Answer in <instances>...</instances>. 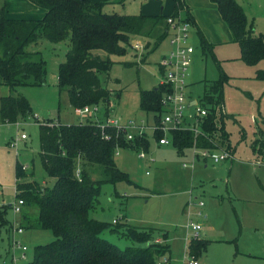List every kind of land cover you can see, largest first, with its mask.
I'll use <instances>...</instances> for the list:
<instances>
[{"label": "rangeland", "instance_id": "1", "mask_svg": "<svg viewBox=\"0 0 264 264\" xmlns=\"http://www.w3.org/2000/svg\"><path fill=\"white\" fill-rule=\"evenodd\" d=\"M235 1L243 8L255 34L264 35V0ZM136 9L134 12L139 13ZM105 12L135 14L127 7H106ZM148 41L136 37L132 47L134 43H150V50L153 42ZM168 43L166 38L143 64L140 59L147 53L144 50L128 48L123 56L96 51L103 60L112 63L110 71L100 75L101 82L111 92L108 118L114 116L121 123L141 119L147 124L152 123L154 114L145 115L139 110L138 93L158 87L161 78L158 64L167 53ZM188 43L194 49L186 80L190 99H202L205 84L217 81L220 72L227 77L221 102L215 108L218 118L214 135L219 145L231 152L232 161L213 164L208 159L207 167H204L205 161L195 159L192 150L180 154L171 144L158 147L153 140L145 159H138L135 152L120 151L116 165L128 175L132 184L124 181L104 183L89 218L110 225L126 224L120 228L123 233L128 226L161 230L152 234V240L160 244H165L161 237L166 232L170 252L159 258L160 263L168 260L169 264H187L191 260L186 249L184 226L192 220L201 225L200 237L205 235L208 240L205 252L196 259L199 264H264V158L258 157L250 148L264 132L261 121L264 118V81L254 79V73L264 68V61L255 66L245 65L239 58L238 45L231 40L212 45V53L205 52L192 28ZM27 50L40 51L46 63V81L40 87L15 90V95H21L29 102L30 118L12 125H0V207L16 203L17 164L26 167L24 172L28 175L21 182L36 181L48 186L53 183L38 157V124L87 121V118L80 120L70 107L67 94L58 90L57 68L64 61L67 43L39 41L29 45ZM124 63H137V66L126 67ZM9 94L7 87L0 86V97ZM97 116L103 124V115ZM90 119L94 121V118ZM22 134L26 139L21 140ZM31 173L33 177H30ZM87 173L93 181L107 179L99 166L88 167ZM199 202H203V207L197 206ZM197 212L201 216H197ZM25 213L30 216L28 220L23 219ZM36 214V209L24 206L19 214L12 209L7 213L11 228L13 225L23 228V233L15 239L27 248L25 260L21 259V252L15 251L16 264H27L32 260L36 246L54 239L51 232L37 228ZM7 229V226H0V264L11 263L8 255L11 230ZM101 237L120 249L134 245L109 231H104Z\"/></svg>", "mask_w": 264, "mask_h": 264}, {"label": "trees", "instance_id": "2", "mask_svg": "<svg viewBox=\"0 0 264 264\" xmlns=\"http://www.w3.org/2000/svg\"><path fill=\"white\" fill-rule=\"evenodd\" d=\"M45 11L40 20H10L6 18V4L0 5V86L8 88L10 94L0 97V125L16 124L32 116L27 99L15 95L19 87H40L46 81V63L40 51H28L29 45L39 41L51 44L67 43L68 51L64 61L57 68L59 92L67 94L72 109L98 105L103 108V119L109 115L111 92L100 80L101 74L110 71L112 63L103 60L96 51L106 55L123 56L132 48L136 37L152 40L143 45L146 51L140 59L143 64L167 38L168 17L163 15L145 16L109 14L108 4L88 0H27ZM174 13L171 17L182 16L194 26L190 11L184 0H173ZM227 26L232 41L239 47L240 60L247 66H255L264 61V35L255 34L242 7L235 0H210ZM196 30L202 50L212 53V45L207 43L202 33ZM148 41V42H149ZM219 67L217 60H214ZM137 66V63H124ZM138 68V67H137ZM162 72V71H161ZM254 79L264 81V68L257 70ZM227 77L220 72V78L205 84L200 101L210 111L203 123V130L212 136L216 133V107L222 99V88ZM169 93L166 86L158 85L152 90H139V110L153 113L154 126L160 124L161 99ZM158 113V114H157ZM157 114V115H155ZM221 118V116L219 117ZM264 126V118L261 120ZM164 136L156 130L151 137L135 136L127 141L125 133L114 127L103 129L96 122L87 119L78 124H38V157L46 176L53 180L51 186L36 181L21 182L28 175L17 164L15 168V196L23 206L37 211L36 224L40 230L51 232L54 239L48 244L34 248L32 260L27 264H156L162 256L169 254L166 243L167 233L161 240H152L158 229H136L110 225L89 218V212L98 202L104 183L124 181L132 184L128 175L115 163L116 150L147 153L150 141L158 142ZM167 138L178 153L192 148H215L202 137L194 138L190 131L170 130ZM222 146V145H220ZM258 157L264 158V132L250 144ZM229 151V150H228ZM99 166L107 179L93 181L87 168ZM79 170V177L75 171ZM33 177V173L29 174ZM11 205L0 207V226L11 230L7 213ZM28 213L23 215L28 220ZM109 231L134 243L120 249L101 235ZM207 247V241H191L187 246L189 256L197 259Z\"/></svg>", "mask_w": 264, "mask_h": 264}, {"label": "built area", "instance_id": "3", "mask_svg": "<svg viewBox=\"0 0 264 264\" xmlns=\"http://www.w3.org/2000/svg\"><path fill=\"white\" fill-rule=\"evenodd\" d=\"M151 1H160V0H151ZM166 23L169 27L168 30V50L167 53L161 58L158 67L160 70V83L161 86H166L169 89V93L163 94L161 99L162 113L160 117V124L154 126L153 121L147 124L144 119L139 121H128L121 123L119 120L115 119L114 116L111 118L104 117V123L100 124L98 114H103V111L100 106H85L82 108L73 109L74 113L82 118H94V122L99 125L101 129L105 126L114 127L118 131H123L125 133V138L127 141H132L135 136L145 137V135L152 136L153 133L158 130L163 132L164 136L159 139L157 143L158 146H167L170 144V141L167 138V133L170 130L175 131H190L192 132L194 138L202 137L208 143L212 144V149H200L193 144L191 150L196 159H201L203 161L211 160L213 164H219L225 161H231L233 155L230 151L224 149L222 146L220 148L219 143L216 141L215 135L209 136L202 126L204 121L207 119L210 111L207 107L203 106V103L200 100L191 101L187 97V85L186 80L188 77V70L191 65L192 55L194 49L188 43L191 25L189 22L185 21L180 15L178 17H168ZM134 50H141L143 52V45L134 43ZM162 71V72H161ZM110 108V106H109ZM147 120V119H146ZM81 123V121H80ZM150 131V134L147 132ZM26 139L24 134L21 135V140ZM218 145H217V143ZM223 148V149H222ZM121 150H116L115 157L119 155ZM138 159H145L146 153L140 150L137 153ZM153 161V160H151ZM22 170H26V167L22 166ZM148 174V173H146ZM76 177H79V170L75 171ZM192 203V202H191ZM190 204V202H188ZM23 206L22 200H16V203L11 205V209L15 214L21 212V207ZM198 207H203V202L197 204ZM197 216H201L200 212H197ZM186 231L185 241L187 246L191 241L200 240V231L201 225L199 223L193 222L190 220L188 224L184 226ZM23 233V228L13 225L11 228L10 236V249L8 255L10 256V264H16L17 259L14 258L15 251H19L22 254L21 259L25 260L24 253L27 251V248L20 244L19 241L15 239L16 235H21ZM187 249V248H186ZM188 257L191 259L187 264H199L194 257ZM156 264H169L168 260H165L163 263L159 261Z\"/></svg>", "mask_w": 264, "mask_h": 264}, {"label": "crops", "instance_id": "4", "mask_svg": "<svg viewBox=\"0 0 264 264\" xmlns=\"http://www.w3.org/2000/svg\"><path fill=\"white\" fill-rule=\"evenodd\" d=\"M88 1L97 2V3H105L109 5L108 7H113V8H120V7L126 8L127 7L131 13H135L131 15H138V14H142L145 16L163 15L165 17H170L174 13L173 0H160V1L88 0ZM184 1L190 11L191 17L194 22V26L192 27V29H198L204 36L207 43L211 45H217V44H220V42L227 41V40L228 41L231 40L232 42L231 34L227 26L221 19L215 4L211 3L210 0H184ZM4 2L6 4V18L10 20H21V19L40 20L45 15V11L43 9L36 7L35 5L31 4L27 0H0V5H2ZM136 8L139 9V13L134 12V11H137ZM32 52H35V51H32ZM187 97H188V94H187ZM190 100L193 101L195 99H190ZM158 147H161V146H158ZM124 151H127V150H124ZM117 157H119V155L115 157V163H116ZM193 157H194V154H193ZM194 158L196 159V157ZM206 164L207 163L205 161L204 167H207ZM205 237L206 236L203 235L202 237H200V240L208 242V240H206Z\"/></svg>", "mask_w": 264, "mask_h": 264}]
</instances>
